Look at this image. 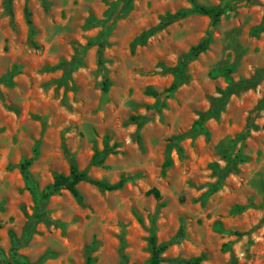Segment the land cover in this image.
I'll return each instance as SVG.
<instances>
[{
	"label": "rangeland",
	"instance_id": "374dc122",
	"mask_svg": "<svg viewBox=\"0 0 264 264\" xmlns=\"http://www.w3.org/2000/svg\"><path fill=\"white\" fill-rule=\"evenodd\" d=\"M234 2L0 0V264H147L152 234L167 244L160 264H264V80L190 136L229 81L264 71V0ZM194 4L224 13L213 24ZM206 38L166 107L137 128L130 118ZM72 61L67 75L57 68ZM71 164L127 181L42 199ZM153 188L159 200L146 195Z\"/></svg>",
	"mask_w": 264,
	"mask_h": 264
},
{
	"label": "trees",
	"instance_id": "16d2710c",
	"mask_svg": "<svg viewBox=\"0 0 264 264\" xmlns=\"http://www.w3.org/2000/svg\"><path fill=\"white\" fill-rule=\"evenodd\" d=\"M132 0H123V3L121 5V10L125 9L129 3ZM236 2L227 5V7H230L231 5H239L243 3H247L249 1H257V0H235ZM25 15H26V21L29 26V33L30 36L33 34V28L31 26V20H30V14L28 13L27 9L25 8ZM194 13L204 15L210 18L211 22L213 24L217 23L220 16L224 13L223 7H205L201 5L194 4L193 9L191 10ZM188 14V11L180 12L176 14V17L185 16ZM113 23L107 24V22H104V31L111 28ZM103 31V32H104ZM209 39H204L200 44L193 47L191 49V56L190 58L182 61L179 66L175 69V78L173 83L170 85L169 88L165 89L164 91L160 93H153V97L155 99L154 103L152 105L147 106L146 113L144 116H132L130 118L131 123L135 124L137 128H141L145 121L152 117L154 114L160 112L162 109L166 107V100L170 93L175 91L179 86V74L182 72V70L186 67L188 62L192 59L204 52L207 49ZM99 47H102L99 45ZM74 61L72 62H63L57 65V68L63 70V72L67 75L70 71L71 66L73 65ZM264 80V71L256 73L250 78L247 79H240L238 81H229L228 85L225 89L220 90L219 96L215 98L212 103L210 104L208 110L204 112L201 116L199 121H197L195 129L191 132L190 136H195L198 133H200L203 129V126L206 121L209 119L217 117L224 109L225 105L227 104L229 98L236 94L237 92L241 90L251 89L256 87L261 81ZM107 89V81H104L103 84V90L106 91ZM112 153L111 148H107L104 152H96L93 156L92 162L95 164H102L104 159L107 155ZM232 156L230 155L226 161V165L222 168L219 166H215L214 171L216 174V185H219L222 180L225 177L226 172L228 171V168L231 165ZM170 164L169 158H167L164 162V166L167 167ZM30 165V161H26L22 166L21 170L24 174V176L28 177L27 168ZM126 178L119 179L115 184H108L105 181L102 180H95L90 178L85 172H79L77 171L74 164H71L70 171L68 175L59 174L54 177V181L51 186H49L45 192L42 193L41 198L46 199L53 193L64 189L68 191L73 197L77 198L79 196V192L77 189V185L79 183H88L96 188H98L101 191H116L121 189L125 182ZM146 195L153 196L154 199L159 200L160 199V193L157 189L153 188L146 192ZM245 207H239L238 209L242 210ZM241 236L242 234H238ZM149 245L151 250V257L147 264H160L162 262V253L166 250L167 244L157 245L155 235H151L149 238ZM199 259L189 260L186 263L187 264H199ZM87 264H91L90 259L87 260Z\"/></svg>",
	"mask_w": 264,
	"mask_h": 264
}]
</instances>
